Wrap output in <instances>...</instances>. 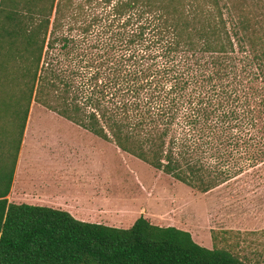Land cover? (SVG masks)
<instances>
[{"label":"trees","instance_id":"1","mask_svg":"<svg viewBox=\"0 0 264 264\" xmlns=\"http://www.w3.org/2000/svg\"><path fill=\"white\" fill-rule=\"evenodd\" d=\"M257 1L0 0V264H264L6 198L32 103L201 193L264 163Z\"/></svg>","mask_w":264,"mask_h":264},{"label":"rangeland","instance_id":"2","mask_svg":"<svg viewBox=\"0 0 264 264\" xmlns=\"http://www.w3.org/2000/svg\"><path fill=\"white\" fill-rule=\"evenodd\" d=\"M245 1L252 10L260 11V1ZM37 106L31 105L32 122L61 124L58 129L48 130L45 139L51 140L57 132L66 146V155L76 151L82 156L81 162L66 161L65 168L72 164L69 169L93 172L100 186L105 182L110 187L113 198L129 204L131 219L142 215L154 224L187 230L195 239H211V230H215L217 246L241 258L264 260V163L201 193L62 117H47L49 112ZM222 230L233 233L223 240ZM253 231L256 233H250Z\"/></svg>","mask_w":264,"mask_h":264},{"label":"crops","instance_id":"3","mask_svg":"<svg viewBox=\"0 0 264 264\" xmlns=\"http://www.w3.org/2000/svg\"><path fill=\"white\" fill-rule=\"evenodd\" d=\"M37 107L47 110V117H61L41 105ZM33 109L30 107L16 157L6 196L8 202L64 210L86 223L130 227L137 216L130 218L129 204L113 198L110 187L105 182L100 186V183L95 181L93 172L69 169L72 164L66 169V161L73 159L81 162L82 156L77 155L76 151L66 155V146L57 132L51 140L45 139L49 134L48 130L58 129L61 124L56 121L32 122ZM191 237L196 243L212 248L209 237V240L203 237L195 239L192 235Z\"/></svg>","mask_w":264,"mask_h":264}]
</instances>
